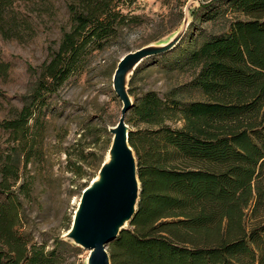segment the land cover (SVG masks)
<instances>
[{"label":"trees","instance_id":"16d2710c","mask_svg":"<svg viewBox=\"0 0 264 264\" xmlns=\"http://www.w3.org/2000/svg\"><path fill=\"white\" fill-rule=\"evenodd\" d=\"M15 1L0 0V35L21 40L33 27L13 8ZM134 1L68 2L69 28L21 108L0 121L18 147L0 167V264L65 262L70 242L57 237L47 248L19 231V194H29V183L15 187L14 157L30 162L47 96L133 21L123 9ZM215 2L204 14L207 21H226L224 30L190 40L167 65L190 71V79L164 97L144 92L125 114L127 124L147 127L129 131L140 194L128 226L107 245L111 264H264V0ZM138 71L128 82L130 96ZM191 91L203 99H180ZM69 161L81 176V166Z\"/></svg>","mask_w":264,"mask_h":264},{"label":"rangeland","instance_id":"374dc122","mask_svg":"<svg viewBox=\"0 0 264 264\" xmlns=\"http://www.w3.org/2000/svg\"><path fill=\"white\" fill-rule=\"evenodd\" d=\"M70 1L16 0L13 4L30 21L33 33L21 40L0 35V121L14 117L21 108L36 83L41 64L57 48L62 31L69 28ZM215 4V0H135L123 9L135 16L133 21L121 28L110 44L90 53L80 74L70 76L47 96L42 129L35 139L36 154L26 166L21 155L14 157L20 177L15 187L29 183V194H19V231L31 242L47 248L54 245L69 228L83 187L97 174L112 136L108 128L120 116L121 101L112 87L118 60L129 51L168 41L187 17L182 40L166 53L143 59L130 85L133 101L148 90L164 97L191 77L190 71L168 70L178 51L195 37L200 40L217 34L227 25L221 19L206 20L204 12ZM179 96L184 101L203 99L196 91ZM168 123L179 127L182 121ZM128 125L133 130L147 127L141 123ZM16 144L0 126V167L8 161L7 154L18 148ZM69 160L81 166V176L70 171L73 165ZM87 254V250L70 244L63 264H84Z\"/></svg>","mask_w":264,"mask_h":264},{"label":"water","instance_id":"95a60500","mask_svg":"<svg viewBox=\"0 0 264 264\" xmlns=\"http://www.w3.org/2000/svg\"><path fill=\"white\" fill-rule=\"evenodd\" d=\"M187 25L185 17L168 41L129 51L117 62L112 87L121 101L120 116L116 124L108 128L112 136L97 174L82 189L71 224L61 235L62 239L88 251L84 264H111L107 245L128 226L139 200L137 161L128 141L130 126L125 121L132 104L128 93L129 74L143 59L172 49Z\"/></svg>","mask_w":264,"mask_h":264},{"label":"bare ground","instance_id":"6f19581e","mask_svg":"<svg viewBox=\"0 0 264 264\" xmlns=\"http://www.w3.org/2000/svg\"><path fill=\"white\" fill-rule=\"evenodd\" d=\"M108 158H109V156H108ZM97 179H98V176L94 180H97Z\"/></svg>","mask_w":264,"mask_h":264}]
</instances>
